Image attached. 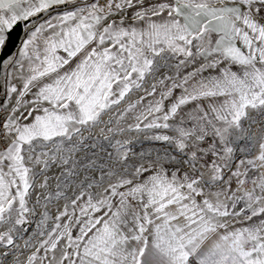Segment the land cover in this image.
I'll use <instances>...</instances> for the list:
<instances>
[{
	"label": "snow or ice",
	"instance_id": "1",
	"mask_svg": "<svg viewBox=\"0 0 264 264\" xmlns=\"http://www.w3.org/2000/svg\"><path fill=\"white\" fill-rule=\"evenodd\" d=\"M0 264H264V0H0Z\"/></svg>",
	"mask_w": 264,
	"mask_h": 264
}]
</instances>
